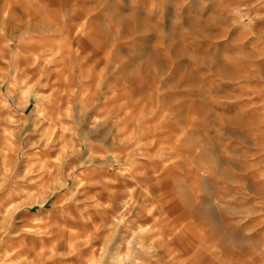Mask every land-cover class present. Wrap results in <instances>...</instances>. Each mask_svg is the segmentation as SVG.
Masks as SVG:
<instances>
[{
	"label": "clouds",
	"instance_id": "clouds-1",
	"mask_svg": "<svg viewBox=\"0 0 264 264\" xmlns=\"http://www.w3.org/2000/svg\"><path fill=\"white\" fill-rule=\"evenodd\" d=\"M0 264H264V0H0Z\"/></svg>",
	"mask_w": 264,
	"mask_h": 264
}]
</instances>
